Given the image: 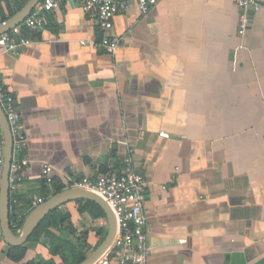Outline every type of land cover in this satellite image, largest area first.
Wrapping results in <instances>:
<instances>
[{
    "label": "crops",
    "instance_id": "crops-1",
    "mask_svg": "<svg viewBox=\"0 0 264 264\" xmlns=\"http://www.w3.org/2000/svg\"><path fill=\"white\" fill-rule=\"evenodd\" d=\"M59 2L41 29L24 31L31 42L18 55L0 54L26 138L10 214L22 223L42 197L44 163L70 188L120 173L129 157L146 183L145 264H264V0L242 37L235 0H156L146 13L132 3L113 17L114 53L76 0ZM76 201L55 208L47 228L71 241L68 221L85 231L86 257L108 221ZM42 235L19 264L60 263ZM9 249L2 239L0 264H17Z\"/></svg>",
    "mask_w": 264,
    "mask_h": 264
},
{
    "label": "built area",
    "instance_id": "built-area-1",
    "mask_svg": "<svg viewBox=\"0 0 264 264\" xmlns=\"http://www.w3.org/2000/svg\"><path fill=\"white\" fill-rule=\"evenodd\" d=\"M11 2L16 0H9ZM82 11L97 21L101 32L99 46L108 53H114L119 39L111 36L113 17L125 10L132 3L140 13H146L155 4L156 0H76ZM4 0H0V7ZM241 9L238 17V34L243 36L249 24L248 8L254 11L259 9L256 0H235ZM59 0H41L26 16L21 24L11 30L0 34V54L10 53L18 55L20 48L28 45L31 40L24 31H38L44 26L43 13L59 9ZM2 13L0 10V23ZM84 41H81L83 43ZM0 108L5 116L12 137V164L9 176V190L17 188L20 178L14 172V163L26 164L21 158L26 145L20 113L16 106L15 97L4 87L3 76L0 73ZM161 137H168L167 133L160 132ZM3 159V141L0 131V173ZM125 166L118 174L99 173L94 177L72 178L69 187L84 188L99 195L112 210L116 219V232L109 249L95 262V264H110L111 260L118 264H145L147 257L146 247V217L143 212L145 201V182L131 164L129 157L124 159ZM52 166L44 163L41 167L40 178L46 184L53 178ZM44 198L34 197L31 201L32 208L42 203ZM10 209L17 203V198L10 194ZM0 239L2 234L0 229Z\"/></svg>",
    "mask_w": 264,
    "mask_h": 264
},
{
    "label": "water",
    "instance_id": "water-1",
    "mask_svg": "<svg viewBox=\"0 0 264 264\" xmlns=\"http://www.w3.org/2000/svg\"><path fill=\"white\" fill-rule=\"evenodd\" d=\"M39 1L40 0H27L23 6L19 8V10L0 23V34L21 24V22ZM250 8L252 9L250 11L248 10V13L252 14L253 7L251 6ZM0 131L3 141V159L0 173V229L4 242L10 246L22 245L27 241L29 236L33 233L35 228L45 218V216L55 208L71 200H90L99 205L104 211L108 221V229L102 243L78 264H95V262L109 249L112 244L116 232V219L107 203L99 195L90 190L70 187L49 196L42 203L33 207V209L26 215L25 219L21 223L19 231H13L10 221L9 203V176L13 157L12 137L1 108Z\"/></svg>",
    "mask_w": 264,
    "mask_h": 264
},
{
    "label": "trees",
    "instance_id": "trees-1",
    "mask_svg": "<svg viewBox=\"0 0 264 264\" xmlns=\"http://www.w3.org/2000/svg\"><path fill=\"white\" fill-rule=\"evenodd\" d=\"M14 4H8L9 11L8 13H4V9L2 12L1 19L5 20L8 17H10L12 14H14L20 7L19 0L13 1ZM24 35H30L32 36V33L29 32H23ZM98 36L101 37V32L98 28ZM66 188V184L62 180V178L58 176H53L50 183L46 184L44 180H41V191L40 195L44 200L48 198L49 196L62 191ZM76 202L79 203H87L89 206L90 214L94 217L97 216H104V212L102 208L97 205L95 202L90 200H77ZM80 211L84 210V207L80 206ZM56 209L48 213L45 218L39 223V225L35 228L33 233L29 236L27 241L18 246H10V249L8 251V256L17 264L21 262L23 259L27 247L29 245V242L40 235L42 232V243L48 247L49 251L53 254L59 257L60 263L59 264H78L85 258V251L89 249V244L87 242V233L85 231H77L70 222L68 221L65 225V230L70 234L72 238L75 239V241L63 239L59 237L57 234H55L53 231H51L49 228H47V224H49L50 218L54 217L56 214ZM59 217L62 219H67L62 214H58ZM17 219H14V216L10 214V221H11V227L14 232H16L21 225V221H16ZM1 241V239H0ZM37 257L33 258L32 260L21 263V264H56L54 261H45V260H39L37 262Z\"/></svg>",
    "mask_w": 264,
    "mask_h": 264
}]
</instances>
